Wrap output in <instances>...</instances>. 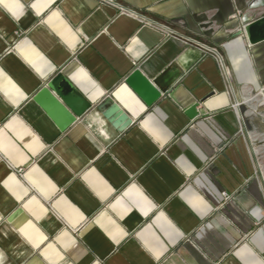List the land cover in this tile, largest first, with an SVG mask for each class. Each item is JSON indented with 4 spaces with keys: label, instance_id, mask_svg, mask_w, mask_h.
Wrapping results in <instances>:
<instances>
[{
    "label": "crops",
    "instance_id": "crops-1",
    "mask_svg": "<svg viewBox=\"0 0 264 264\" xmlns=\"http://www.w3.org/2000/svg\"><path fill=\"white\" fill-rule=\"evenodd\" d=\"M116 1L178 34L100 0H0V264H264L248 107H232L264 84V41L236 35L246 0ZM176 58L175 100L147 106L125 82ZM58 73L92 104L65 131L33 100ZM106 96L132 120L121 132Z\"/></svg>",
    "mask_w": 264,
    "mask_h": 264
},
{
    "label": "water",
    "instance_id": "water-1",
    "mask_svg": "<svg viewBox=\"0 0 264 264\" xmlns=\"http://www.w3.org/2000/svg\"><path fill=\"white\" fill-rule=\"evenodd\" d=\"M236 23V35H244L250 46L263 42L264 0H246ZM189 67L181 63L180 58H176L152 79L135 69L126 77L125 82L147 106H151L162 95H168L175 100L174 93L180 85L178 82ZM33 100L61 131L75 123L92 105L62 73L48 80L34 94ZM95 107L119 132L132 123L128 114L109 96L97 102ZM197 107L198 103L195 102L184 108L189 119H195L199 115Z\"/></svg>",
    "mask_w": 264,
    "mask_h": 264
},
{
    "label": "built area",
    "instance_id": "built-area-1",
    "mask_svg": "<svg viewBox=\"0 0 264 264\" xmlns=\"http://www.w3.org/2000/svg\"><path fill=\"white\" fill-rule=\"evenodd\" d=\"M106 4H109L118 9L120 14H125L131 17H134L139 22L161 29L167 34L175 36L178 34L169 24L164 22L157 21L141 11L131 9L127 6L122 5L116 0H100ZM210 50L217 56V59L220 63V66L223 70H225V64L221 54L219 53L217 48H210ZM253 90L250 91L249 94L243 96L241 102L237 100L232 104V107L237 110L241 104L246 105L248 108L245 112H239L238 114V123H239V133L245 136L248 140V149L253 157V160L257 166V176L260 178V184L262 193L264 195V131L257 130L254 126L252 128H248L246 126L245 118L260 116L264 121V108H260V104L264 103V85L259 88L257 93L252 94ZM19 174L23 173L22 168H17L16 170ZM224 199H229L230 196L226 193H222Z\"/></svg>",
    "mask_w": 264,
    "mask_h": 264
},
{
    "label": "rangeland",
    "instance_id": "rangeland-1",
    "mask_svg": "<svg viewBox=\"0 0 264 264\" xmlns=\"http://www.w3.org/2000/svg\"><path fill=\"white\" fill-rule=\"evenodd\" d=\"M219 50V49H218ZM219 53L221 54V56H222V58H223V61H224V64H225V66H226V68H227V62H226V58H225V55H224V53L222 52V50H219ZM264 85V84H263ZM262 85V86H263ZM243 87H245L244 85H241V86H239V90H240V92H241V95H243V93H242V91H243ZM259 90V89H258ZM258 90H255V91H253L252 92V94H254V93H257L258 92ZM259 110H261L260 108H259ZM256 118H259L262 122H264L262 119H261V117L258 115V116H255ZM257 130H259V129H257Z\"/></svg>",
    "mask_w": 264,
    "mask_h": 264
},
{
    "label": "bare ground",
    "instance_id": "bare-ground-1",
    "mask_svg": "<svg viewBox=\"0 0 264 264\" xmlns=\"http://www.w3.org/2000/svg\"><path fill=\"white\" fill-rule=\"evenodd\" d=\"M250 91H251V89L247 88L245 92H246L247 94H249Z\"/></svg>",
    "mask_w": 264,
    "mask_h": 264
}]
</instances>
